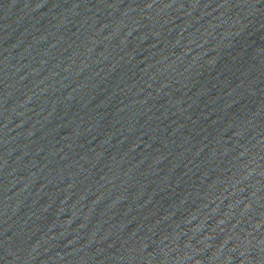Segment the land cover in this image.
Returning <instances> with one entry per match:
<instances>
[{"label":"water","instance_id":"obj_1","mask_svg":"<svg viewBox=\"0 0 264 264\" xmlns=\"http://www.w3.org/2000/svg\"><path fill=\"white\" fill-rule=\"evenodd\" d=\"M264 205V0H0V264H195Z\"/></svg>","mask_w":264,"mask_h":264}]
</instances>
